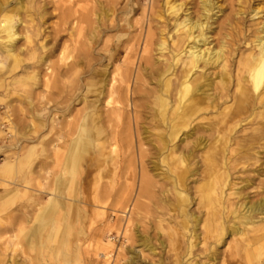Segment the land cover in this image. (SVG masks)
<instances>
[{"label":"bare ground","instance_id":"obj_1","mask_svg":"<svg viewBox=\"0 0 264 264\" xmlns=\"http://www.w3.org/2000/svg\"><path fill=\"white\" fill-rule=\"evenodd\" d=\"M131 1L126 0V6L121 12L111 6L102 11L96 17L94 26L92 14L82 12L84 7L80 8V14L71 5L69 9L63 10L62 0H52L58 10V23L53 25L51 32H47L45 18L52 13L47 11L43 1L0 0V89L4 92L0 97V105H5L6 108L13 102L19 105L25 103L31 107L30 95L16 97L14 100L6 96L10 95L9 92L14 87H24L30 92L37 85H41V98L46 97V104H57V98L64 92V83H68L69 78L81 71V62H69L70 56L66 54L68 46L64 43L59 48L57 62L51 64V57L58 49L62 32L69 30L70 38L74 32L77 36L83 35L85 42L81 61L87 60L89 48L96 43L98 35L114 32V36L105 41L108 52L105 70L98 73L87 63L88 79L82 85L81 92L84 95L79 101H86V94L89 93H95L94 100L86 103V111L76 121L65 120L58 126L55 117L51 116L53 111L61 113L63 117L67 116L69 106H65L63 110L48 109L46 114L50 116L45 120L32 116L24 128H17L7 113L2 118L7 123L9 141L8 145L0 146V156H3L0 162V187L5 189L0 199L16 195L21 189L26 191L23 185H43L42 189L47 192L45 202L37 211L36 223L26 235L30 247L37 244L48 226L51 227L50 230L54 229L56 210L64 200L62 190L67 185L84 184V180L80 178L85 172L84 163L95 168L107 166L109 162L116 165L117 148L121 142L116 128L124 119L128 94L131 93L129 65L132 64L130 60L134 38L129 31L132 25L127 18L134 11ZM199 2V13L190 16L184 0H151L149 17L146 18L145 15L147 31L142 42L138 69L154 80L156 90L147 91L138 74L135 78L137 87L132 90L137 98L153 95L152 110L157 133L151 146L159 156L160 167L164 169L157 175L162 181H168L169 185L168 189H162L160 199L155 197L156 181L150 170L143 167L145 151L142 148L144 143H140L137 150L141 166L138 197L146 199L151 205L139 201L135 207L144 212L149 211L150 207H155V212L160 209L158 214H161L156 215V227L158 231H165L170 250L180 249V244L185 245L182 259L188 258L179 264H198L192 263L190 256H193L198 245L205 244H208V254L207 263L204 264H208L214 261L216 245L224 235L243 238L247 231L264 230V199L252 204L236 203L234 206L229 202L234 192L229 181V165L232 163L233 168L238 163L232 162L233 156H228L233 152L230 144L235 137V130L242 123L255 127L239 141V153L245 156H251V152L256 154L254 145H258L264 138V22L251 36H246V53L238 55L230 69L236 52L231 42L238 24L229 14L223 17L221 15L222 20L213 29L220 18L218 14L223 10L215 6L212 0ZM249 11L252 18L257 17L260 12L257 8H250ZM119 14L121 16H117ZM235 15L241 13L236 12ZM162 18L165 19L164 22L161 21ZM169 20H172V28H168ZM85 25L88 33L84 31ZM215 29L221 37L215 45L210 46V33ZM48 37L54 42L49 43ZM123 51L125 55L121 60ZM153 52L156 59H153ZM117 62L119 63L116 64ZM141 62L144 64H140ZM108 64H115L113 71L109 72V78L106 74ZM209 67L219 68L217 93L213 94L209 93L211 83L206 82L208 78L204 75ZM42 68L45 72L41 75ZM53 90H56L57 97H52ZM142 94L146 96H141ZM100 104L106 108L102 112L98 109ZM209 114L212 119L207 126L215 129V134L209 144L200 139L198 143H194V148L201 151L202 169L199 179L192 180L196 185L195 195L192 196L187 185L194 172L190 167V163L194 164V157L192 151L179 150L178 146L192 136L193 121L198 116ZM135 119L134 116V121ZM105 122L115 126L108 131ZM44 128L48 129L47 134H43ZM2 133L0 135L4 137ZM125 140L128 146V140ZM23 166L27 171L19 180L17 170ZM130 166L129 164L123 171L125 180L133 179ZM160 167L157 166V169ZM50 169H56L52 176ZM151 169L156 170V165ZM196 172L195 169L194 175ZM115 174L117 166L113 171V175ZM100 175L102 174H97L95 183L100 181ZM10 185L13 186L8 188ZM48 185H55V190ZM36 199L39 200V197ZM193 204L198 213L190 211ZM228 214L232 216L230 224L226 219ZM129 217L124 221L128 222ZM169 218L177 219V229L162 225ZM111 228L112 224L107 223V234L111 232ZM198 229L202 230L201 234H198ZM52 231L44 234L46 241L52 239ZM122 233L127 234V230L122 228ZM63 238L60 242L61 249L68 247L69 243L68 235ZM139 238L142 245L154 251L148 238ZM126 240L125 238L124 242ZM206 240L210 242L206 243ZM106 241L102 242L101 237L97 236L95 250L104 264H111L114 251L109 235ZM160 243L164 244L163 241ZM54 256L56 259L68 258V254L61 250L55 252ZM125 264L130 262L126 261Z\"/></svg>","mask_w":264,"mask_h":264},{"label":"rangeland","instance_id":"obj_2","mask_svg":"<svg viewBox=\"0 0 264 264\" xmlns=\"http://www.w3.org/2000/svg\"><path fill=\"white\" fill-rule=\"evenodd\" d=\"M46 5L48 12L52 15H48L45 18L46 31L49 32L53 25L58 23V10L55 9L52 0H40ZM61 7L63 10L69 9L71 6L76 9L80 14L88 13L91 15V19L96 24V17L101 14L102 11H106L110 6L114 9H118V12L126 6V0H69L65 2ZM186 3V9L190 16H195L199 13L200 2L199 0H184ZM215 6H219L223 11L218 14L220 18L217 19L213 25V29L216 28L222 17L228 15L235 22L238 27L236 33L232 37V48L236 50L233 61L230 63L235 64L238 55L246 53L245 38L247 35H252L256 29L262 26L264 22V0H212ZM151 0H132L131 6L134 7V11L128 15V21L132 25L129 29L131 35L134 38L132 64H130V88L131 93L128 94L129 101L126 102L123 121L119 123L116 130L119 133V145L117 148L116 165L111 164L107 166H101L95 168V166H88L89 163H84L85 172L80 176L84 180L82 185H67L62 190L63 202L58 205L56 215L54 217V229L47 227L46 233H43L35 244L34 247H30L27 244V237L32 226L35 225L37 211L46 200L47 192L42 189L43 185H23L26 191L22 190L18 193L6 196L3 200L0 199V264H104L101 256L95 250L97 236L101 237L102 242H107V235L110 237V244L114 251L113 263L111 264H125L129 261L130 264H179L182 263L188 257L182 259V252L185 249V245L180 244V249L170 250L168 240L165 234L158 231L155 207H150L149 211L144 212L138 210L135 207L136 203L142 201L150 204L146 199L138 197L139 190V175H140V163L138 162V146L140 143H144L142 148L144 149L143 167L146 170H150L153 179L156 181L154 187L155 197L160 199L162 197L161 191L163 188L168 189V181L164 182L157 175L162 170L159 163V156L156 154L155 149L151 146L154 144L155 133L157 129L155 127V117L153 116L152 96L150 95L143 98H137L132 94L133 88L137 87L135 78L137 74L143 79V86L147 91L156 90L154 80L147 77L146 73L138 69L139 56L141 53L142 42L147 31L146 18L150 14ZM71 5V6H70ZM81 7L85 10L81 12ZM257 8L260 12L257 17H251L249 9ZM146 10V12H145ZM236 12H240L241 15H235ZM243 13V14H242ZM116 15V14H115ZM146 15V18H145ZM222 15V17H221ZM121 16V14L117 15ZM166 17V16H165ZM164 17V18H165ZM164 18L161 21L164 22ZM170 19V18H169ZM172 20H169V27ZM236 24V25H237ZM93 27V26H92ZM84 31L88 33V27L85 25ZM51 32V31H50ZM69 30L62 32V38L58 41V49L51 57V64H54L58 60L59 48L64 43L68 46L66 54H68L69 62H81V71L68 79V83H64V92L57 98V104H46V97L42 96L41 85H37L29 92L24 87H14L10 90L6 97L14 100L17 98H23L30 95L32 100V106L29 107L23 103L19 105L13 102L10 107H4L0 105V146L8 145L9 134L7 131V123L2 119L5 113L9 116L11 122L17 128H24L28 120L34 116L39 119H46L50 116L48 109L63 110L65 106H69V113L65 117L61 113L52 112L51 116L55 117L58 126L65 120L76 121L80 115L84 114L87 109L89 101L94 100V94H86V101H79L80 97L84 95L82 93V85L87 77V63H90L96 72L104 71L107 62L106 58L108 52H106V40L109 37L114 36L113 31H108L105 34L97 36L96 43L93 47L89 48V56L87 60L81 61L83 44L85 39L83 35L77 36L74 32L68 37ZM51 35V34H50ZM212 42L210 46L215 45L217 40L221 37L218 34L217 29L210 33ZM49 43H53L51 37L47 39ZM247 42V41H246ZM57 43V42H56ZM122 50V49H121ZM153 59H156L155 52ZM237 54V56H236ZM124 51L121 53V60L124 57ZM117 62L116 64H118ZM29 64V63H28ZM140 64H144L141 62ZM115 64L107 66V72L109 78V72L114 69ZM125 66V65H124ZM123 66V68H124ZM157 66V63H156ZM229 70V68H227ZM28 71L31 68L27 67ZM45 72L42 68L41 75ZM208 78L211 86L209 93H217L219 68L209 67L204 73ZM99 76H97L98 78ZM61 88V87H60ZM231 88V87H230ZM27 91V93H26ZM30 93V94H29ZM4 94L0 89V97ZM52 97H57L56 90H53ZM140 95V94H139ZM50 96V95H49ZM48 96V97H49ZM141 96H146L142 94ZM70 97V100H68ZM67 101V102H66ZM69 104V105H68ZM101 112L106 108L103 105H99L98 108ZM56 114V115H55ZM68 116H70L68 118ZM135 116V121H134ZM212 116H198L192 123V136L186 141L179 144V150L185 152L192 151V157H194V164L190 163L191 169L194 171L193 175L189 177L187 188L190 189L192 196L195 195L194 179H199V172L202 169L201 163V151L198 148H194V143H198V139L203 140L209 144L213 140L215 129L208 127L209 121ZM56 125V123H55ZM106 129L115 126L114 124L106 123ZM254 126L242 123L241 127H237L234 133V139L231 141L230 149L233 150L228 156L232 157V162H237L235 167L229 170V181L232 185V193L230 196V204L235 205L241 203L252 204L264 199V138L258 145H254V152L250 153L251 156H245L243 153H239V141L244 135L250 133V129ZM189 130L186 129L185 132ZM246 132H243V131ZM43 134H47L48 129H43ZM125 139L128 140V146H126ZM149 141L151 143H149ZM108 150V149H107ZM235 150V151H234ZM3 156H0V162H2ZM36 162V161H35ZM242 162V163H241ZM130 171L133 172V179L125 180L123 171L126 170L128 165ZM156 165V170H152V166ZM117 166V174L113 175ZM157 166L160 169H157ZM115 167V168H114ZM195 169L197 170L196 175ZM26 168L21 167L17 170V178L23 177ZM87 171V172H86ZM56 169L49 170L50 175H54ZM98 173L100 175V181L95 183V178ZM14 180V179H13ZM167 184V185H166ZM10 185L8 188L12 187ZM55 190V185H48ZM7 188V189H8ZM4 188L0 187V195L3 193ZM15 195V196H14ZM171 198L172 196L169 195ZM39 197V200L36 198ZM232 206V207H233ZM190 211L198 213L196 205L190 206ZM203 211V210H202ZM159 213L158 215H160ZM130 216V217H129ZM126 223L124 220L128 218ZM200 218L202 219L203 216ZM228 224L232 221V216L228 214L226 216ZM168 221L162 223L169 227L178 228L176 225L177 219L169 218ZM226 221V220H225ZM112 224V230L107 234V223ZM234 222H238L234 220ZM122 228L127 230V234L122 233ZM199 228V227H198ZM53 230V231H52ZM50 231L53 233L51 240H45L46 235ZM198 234H201L202 230L198 229ZM121 234V235H120ZM68 235V247L60 248V242L63 237ZM96 235V236H95ZM139 236H144L150 241V245L153 248V252L148 247L142 245ZM95 237V238H94ZM202 235H200V238ZM127 239L124 242V239ZM163 241L162 245L160 242ZM206 240V243H209ZM207 245H198L193 252L192 263L204 264L207 263ZM124 246V248H123ZM239 247V249H237ZM131 251L129 252L128 250ZM61 250L68 254L66 260L56 259L55 252ZM179 256H178V255ZM184 264V263H183ZM208 264H264V230L261 232L247 231L243 238L224 235L222 240L216 245V256L214 261Z\"/></svg>","mask_w":264,"mask_h":264}]
</instances>
